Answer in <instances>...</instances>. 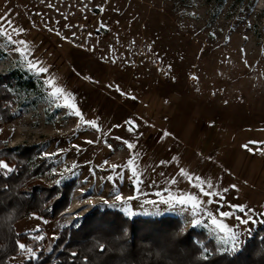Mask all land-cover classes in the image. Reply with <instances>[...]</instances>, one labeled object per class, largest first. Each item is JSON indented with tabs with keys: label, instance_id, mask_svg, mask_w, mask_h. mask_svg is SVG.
I'll use <instances>...</instances> for the list:
<instances>
[{
	"label": "rangeland",
	"instance_id": "1",
	"mask_svg": "<svg viewBox=\"0 0 264 264\" xmlns=\"http://www.w3.org/2000/svg\"><path fill=\"white\" fill-rule=\"evenodd\" d=\"M0 17L11 40L27 46L0 36V75L19 73L7 102L15 116L0 127V140L14 152L34 148L29 172L47 167L28 178L26 195L75 180L56 217L30 213L14 223L30 239L6 264L48 253L62 228L96 207L127 218L178 216L181 231L199 219L194 227L214 234L197 240L203 257L208 241L227 251V229L240 233L242 246L264 224V0H0ZM21 53L48 73L29 71ZM55 89L66 95L54 100ZM0 161L8 166L1 174L14 168ZM196 177L217 195L202 196ZM183 194L205 201L225 231L204 213L160 203Z\"/></svg>",
	"mask_w": 264,
	"mask_h": 264
},
{
	"label": "trees",
	"instance_id": "2",
	"mask_svg": "<svg viewBox=\"0 0 264 264\" xmlns=\"http://www.w3.org/2000/svg\"><path fill=\"white\" fill-rule=\"evenodd\" d=\"M17 77L16 69L0 75V127L15 116L7 102L12 98L9 84ZM18 149L14 152L0 140V160L14 163L10 173H0V264L18 253L19 241L30 239L26 233H17L14 223L30 213L56 217L67 206L75 184L70 179L50 187L34 186L26 195L23 188L28 178L47 167L36 166L29 172L34 148ZM181 226L180 217L174 215L127 218L120 210L96 207L78 226L62 228L48 253L41 252L23 264H264V224L235 253H219L208 241L207 258L197 241L205 237L204 230L191 226L181 231Z\"/></svg>",
	"mask_w": 264,
	"mask_h": 264
},
{
	"label": "snow or ice",
	"instance_id": "3",
	"mask_svg": "<svg viewBox=\"0 0 264 264\" xmlns=\"http://www.w3.org/2000/svg\"><path fill=\"white\" fill-rule=\"evenodd\" d=\"M8 24H9V26H11L10 21H8ZM13 31H17V30L13 29ZM23 31H24L23 29H19L18 33L23 32ZM6 34H7V32L5 29V18L0 17V36H4ZM7 38H8L10 43H18L21 45H25V42L23 40L12 41L10 34H7ZM25 47H27V46L25 45ZM15 50L18 52L20 51V49H15ZM21 56H22V59L24 60V62L26 64L27 69L29 71H33L35 75L39 76L40 74L48 73V68L46 66L40 65L39 61H37L35 59L28 60L27 56H25L23 53H21ZM46 82L49 84L53 83L52 80H48ZM57 93L66 95L64 93L63 89H55L52 93H50V95L52 96V98L54 100L58 99ZM133 99H135V98L133 97ZM69 107H74V105H69ZM75 114L78 116L80 115V113L78 111L75 112ZM126 123L129 124V130H134V126L131 125L130 122H126ZM92 127H94V128L96 127L95 123H92ZM117 127H119V126H117ZM117 139H121V138L118 137ZM88 143H93V141H88ZM125 143L127 144V142H125ZM128 147L133 148L135 146L132 144H128ZM244 147H247V146L245 145ZM249 150H251V149H249ZM49 155H51V154H49ZM164 163H167V162H164ZM118 167L119 166L114 165L113 169L115 170ZM0 168H8V166L4 162L0 161ZM73 168H75V165H73ZM8 170L11 171V169H8ZM68 171H71V170H68ZM180 171H181L182 175L187 176V173L183 169H180ZM132 177H133L134 183H136V184L142 183L141 175L139 174L138 170L133 171ZM109 179L111 180L112 177H109ZM189 179L191 180L193 178L189 177ZM195 180H196V186L199 188V191H200L202 196L213 197V196L217 195V193L211 191V189L213 188V185L211 184V182H207L204 186H201L203 182L200 180V178L196 177ZM176 182L177 181L174 178L170 181V183H176ZM57 183H59V181ZM231 187L235 188V185H232ZM136 191L138 192V191H140V189L137 188ZM224 191H227V189H224ZM157 195L159 196L160 193H157ZM136 198L137 197L134 195V196L128 197L127 200H133ZM116 199L121 204L126 203L125 199L123 197H121L119 194H117ZM212 202H218V201H212L211 199H209V201H207V203H212ZM105 203H107V201H105ZM145 203L155 204L156 201H145ZM160 203L165 204V205H169L170 207H173V208H175L178 205L183 206V207L187 208V210L191 211L194 216L199 215L200 213H204V214L209 216L212 224L215 225L217 229H219L221 232L225 231L226 226L222 222H219L215 216H212L211 213L208 212L203 207L205 201L199 199L198 197H196L192 194H183L179 197H177V196H169L168 198L162 197L160 200ZM232 207L238 208L239 211H241V212L244 211L243 206H232ZM129 215H131V213H129ZM219 215L222 217H230V216H235V213L221 212V213H219ZM262 215H264V214H262ZM236 219L239 221L240 224H248L251 220V217H248V218L236 217ZM200 223H201V220H199V219L193 220V226H197ZM227 231L229 232V236L226 239L222 240V243L227 246V248H226L227 251L235 253V252L240 250V246L242 243V241L240 240V233L238 231H234L233 229H230V228L227 229ZM18 246L21 249L25 248L24 245H18ZM29 251H31V250H29ZM204 251H205V253H207V249H205ZM205 258H207V257H205Z\"/></svg>",
	"mask_w": 264,
	"mask_h": 264
},
{
	"label": "crops",
	"instance_id": "4",
	"mask_svg": "<svg viewBox=\"0 0 264 264\" xmlns=\"http://www.w3.org/2000/svg\"><path fill=\"white\" fill-rule=\"evenodd\" d=\"M196 229H203L204 232H207L210 236H214L213 232L206 226L200 225L199 227H195Z\"/></svg>",
	"mask_w": 264,
	"mask_h": 264
},
{
	"label": "bare ground",
	"instance_id": "5",
	"mask_svg": "<svg viewBox=\"0 0 264 264\" xmlns=\"http://www.w3.org/2000/svg\"><path fill=\"white\" fill-rule=\"evenodd\" d=\"M74 208V205H71V207L69 208V212H72Z\"/></svg>",
	"mask_w": 264,
	"mask_h": 264
}]
</instances>
